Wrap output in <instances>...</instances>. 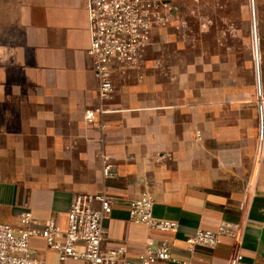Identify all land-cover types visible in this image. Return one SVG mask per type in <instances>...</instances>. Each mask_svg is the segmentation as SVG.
I'll return each instance as SVG.
<instances>
[{
    "label": "crops",
    "instance_id": "obj_1",
    "mask_svg": "<svg viewBox=\"0 0 264 264\" xmlns=\"http://www.w3.org/2000/svg\"><path fill=\"white\" fill-rule=\"evenodd\" d=\"M259 15L262 109L257 84L234 91L230 75L222 88L199 74L165 81L152 71L160 63L150 46L142 81H115L88 127L84 113L99 102L85 0H0V224L16 227L28 213L30 227L54 218L64 232L74 196L105 189L103 241L125 248L124 259L137 262L147 244L166 241L184 260L190 235L225 223L236 237L197 249L193 264H234L238 255L237 264H264V0ZM102 156L116 170L111 181ZM145 192L152 218L178 223L175 232L129 220L130 202ZM30 249L57 263L43 239L31 238Z\"/></svg>",
    "mask_w": 264,
    "mask_h": 264
},
{
    "label": "built area",
    "instance_id": "obj_2",
    "mask_svg": "<svg viewBox=\"0 0 264 264\" xmlns=\"http://www.w3.org/2000/svg\"><path fill=\"white\" fill-rule=\"evenodd\" d=\"M90 36L87 57L96 81L98 105L84 113V124L94 125L102 113V104L112 99L116 84L130 79L141 82L146 52L154 30L168 26L178 16L166 0H85ZM262 95L257 99L262 109ZM104 128L103 126L100 127ZM115 168L101 157L104 182L115 179ZM111 201L104 189L96 194H77L66 213V229L50 218L44 228L30 227L31 216H19L20 224H0V264H45L30 249L31 238H41L57 256L56 264H193L192 256L199 248L214 249L223 237H236V228L220 224L215 230L197 229L186 240V259L177 260L166 241L147 244L137 262L124 259L125 248L108 249L103 241V222L111 213ZM153 198L145 192L129 204V220L150 230L175 232L176 222L152 218ZM240 255L233 260L241 261Z\"/></svg>",
    "mask_w": 264,
    "mask_h": 264
},
{
    "label": "rangeland",
    "instance_id": "obj_3",
    "mask_svg": "<svg viewBox=\"0 0 264 264\" xmlns=\"http://www.w3.org/2000/svg\"><path fill=\"white\" fill-rule=\"evenodd\" d=\"M166 1L178 16L153 31L151 61L160 65L152 71L177 84L199 74L215 79L217 88L223 87L221 78L230 75L234 91L252 83L262 95L260 0ZM230 61L225 68L223 63ZM206 62L212 63L207 67Z\"/></svg>",
    "mask_w": 264,
    "mask_h": 264
}]
</instances>
